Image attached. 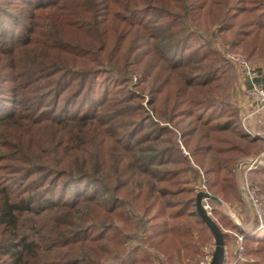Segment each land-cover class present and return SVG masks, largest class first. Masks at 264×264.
<instances>
[{
    "label": "trees",
    "instance_id": "1",
    "mask_svg": "<svg viewBox=\"0 0 264 264\" xmlns=\"http://www.w3.org/2000/svg\"><path fill=\"white\" fill-rule=\"evenodd\" d=\"M218 44L264 63V0H0V264H150L202 189L243 209L238 164L264 193Z\"/></svg>",
    "mask_w": 264,
    "mask_h": 264
},
{
    "label": "rangeland",
    "instance_id": "2",
    "mask_svg": "<svg viewBox=\"0 0 264 264\" xmlns=\"http://www.w3.org/2000/svg\"><path fill=\"white\" fill-rule=\"evenodd\" d=\"M219 46V44H218ZM221 50V46L217 47ZM223 50H226L223 48ZM243 57L240 54L233 53ZM245 59V57H243ZM247 60V59H245ZM227 62V61H226ZM251 67L256 68L261 66L264 68V63L262 61L258 62V64H254L251 61L247 60ZM228 63V62H227ZM230 69L227 71L225 76V82L230 85L229 90V101L233 103L238 110L239 118H243L250 112V108H252L251 104L246 100V90L243 87V81L240 77L236 66L228 63ZM244 102L245 109L240 107V104ZM247 104V105H246ZM248 106V107H247ZM252 123L249 124L247 120L244 125L249 128V130L253 134H258L262 138H258L260 140V146H264V112L260 115L255 116L253 118ZM253 124V126H251ZM263 154H259L257 156H253L247 158L245 160L246 163L249 164L252 160H261ZM263 160V159H262ZM264 162V161H263ZM261 161V163H263ZM239 168L243 169L245 164ZM237 165V166H238ZM239 168H237V177L238 180V189L240 192V197L243 200L244 207L243 209H236L234 204L227 202L222 197H216L219 200V204H214L209 201H204L205 208L212 219L216 222L221 232L225 234V261L224 264H236L235 261H232L230 258V245H232L231 250L235 252L236 250H241L244 244L242 242L243 236L241 237L236 233L235 230L225 227L220 224V217L224 216L231 224L235 225L239 229L244 232V236L248 237L249 232H260L264 226V220L260 221L255 214V210L252 207L250 201L248 200L247 194L244 191L247 187L251 190L255 191V194L262 198L264 204V193L260 192L256 186H252L249 182L247 176L243 171V174L240 175L238 173ZM240 169V170H241ZM264 180V179H263ZM203 187H201L202 189ZM200 192H204L202 189ZM206 192V191H205ZM211 195V194H210ZM186 222V220H184ZM189 226H192V230L189 233V237H187L186 241H183L177 236H165L158 237L151 241L149 244L143 246V249L147 251L150 259V264H207L210 256L213 252V240L208 232V230L202 226H196L194 223L191 224V221L186 222ZM183 230V228H182ZM228 255V256H227ZM244 256L239 257L241 260ZM195 259V260H194ZM198 261V262H197ZM138 264H144V262H139Z\"/></svg>",
    "mask_w": 264,
    "mask_h": 264
},
{
    "label": "built area",
    "instance_id": "3",
    "mask_svg": "<svg viewBox=\"0 0 264 264\" xmlns=\"http://www.w3.org/2000/svg\"><path fill=\"white\" fill-rule=\"evenodd\" d=\"M221 52L225 61L236 66L242 81L249 84V87L246 90V100L252 105V108H250V112L246 116L240 119L241 125L246 134L251 138H262L258 134H253L249 128L244 125L248 118H255V116L264 112V85L258 83L259 73L256 68L251 67L243 57L233 54L228 50H221ZM258 164H261V162L257 159L250 161L246 171L253 169L254 165ZM244 191L246 192L248 200L254 208L258 219L260 221L264 220V204L262 198L258 197L255 194V191L248 187L244 189Z\"/></svg>",
    "mask_w": 264,
    "mask_h": 264
},
{
    "label": "water",
    "instance_id": "4",
    "mask_svg": "<svg viewBox=\"0 0 264 264\" xmlns=\"http://www.w3.org/2000/svg\"><path fill=\"white\" fill-rule=\"evenodd\" d=\"M237 168H239V165L237 166ZM204 201H209L214 204H219V200L205 191L198 192L194 199L195 214L198 217V219L201 221V223L206 227L213 240L214 249L207 264H224L225 245H224L223 233L221 232L216 222L207 212L205 205L203 203Z\"/></svg>",
    "mask_w": 264,
    "mask_h": 264
},
{
    "label": "crops",
    "instance_id": "5",
    "mask_svg": "<svg viewBox=\"0 0 264 264\" xmlns=\"http://www.w3.org/2000/svg\"><path fill=\"white\" fill-rule=\"evenodd\" d=\"M256 70H257V72L259 73V80H258V83L264 85V68L261 67V66H258V67H256ZM243 87H244V89H247V88L249 87V84L243 82ZM246 105H247V104H246ZM240 107L245 109V104H244V102H242V103L240 104ZM247 107H248V106H247ZM251 119L254 120L253 117H251V118H248V119H247V122L250 121ZM252 120L249 122V124L252 123ZM251 126H253V124H252Z\"/></svg>",
    "mask_w": 264,
    "mask_h": 264
}]
</instances>
